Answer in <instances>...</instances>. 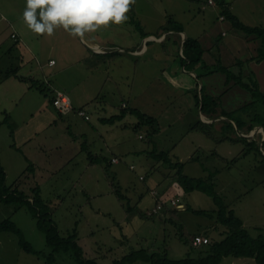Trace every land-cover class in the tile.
Here are the masks:
<instances>
[{
  "label": "rangeland",
  "instance_id": "1",
  "mask_svg": "<svg viewBox=\"0 0 264 264\" xmlns=\"http://www.w3.org/2000/svg\"><path fill=\"white\" fill-rule=\"evenodd\" d=\"M3 1L7 7L11 5L9 0H0V6ZM24 8L25 4L21 5L19 14H23ZM136 8L151 32L164 26L166 19L172 17L166 16L175 12L172 18L183 25L188 38L197 39L200 44L201 39L204 43L212 36L215 38L214 30L216 26L220 27L221 32L226 33V36L220 35L222 45L227 49L221 63L237 74L240 65L243 67V78L248 82L255 80L258 87L263 88L264 73L261 68L258 74L254 72L257 65L252 64L258 60L249 59L250 47L239 52L233 50L232 43L224 45L237 32L230 21L220 20L221 6L214 9L207 5V0H136L128 15L132 16ZM234 8L243 24L251 27L264 25V16L258 14L259 8H264V0H236ZM131 16L127 24L96 32L98 34L93 40L100 42L99 34H111L119 40L124 29L135 28ZM9 24L6 18H0V35L6 39V46L0 49V163L7 172V185L16 184L18 190L26 194H32V189L40 186L43 199L55 209L53 220L59 226L61 235L68 237L77 229L85 256L99 264H113L133 250L151 248L155 252L167 249L171 259L181 260L188 256L189 247L180 241L177 223H183L192 236L216 224L214 218L186 211L184 207H191L215 214L217 205L203 192L186 194L181 187L177 188L180 185L175 178L176 172L150 157V152L156 148L169 152L173 160L179 159L177 161L185 164L183 173L191 178H208L215 173L216 190L224 202L243 220L253 237H264V162L261 163L255 153L243 155L246 144L223 137L225 117L215 118L209 124L215 139L203 132L190 130L201 120L195 94L197 89L200 94V85H203L204 95L219 96L228 89V97L233 91L241 93L242 87L236 89L233 82L226 87L221 73L212 78L203 77L201 82H197L195 76L191 77L182 59L184 46L179 32L168 35L164 46L152 42L145 60L142 56L129 54L124 58L114 59L113 56L105 60L104 56L103 59L92 58L86 64H76V60H82V55L73 56L75 52L72 48L63 46L61 52L65 65L59 77L56 68L45 69V76L36 62L29 61L21 68V75L31 74L40 80L38 82L42 86L45 84L41 91L29 88L31 84L24 89L17 78H2L10 67L22 65L19 41L10 38ZM19 25L22 26L21 23ZM58 31L64 33L65 40L74 39L63 30ZM47 40L55 41L56 37H46ZM82 42L86 48L92 41L87 37ZM126 51L133 52L132 49H124L123 55L129 53ZM108 52L117 56L119 48ZM244 66L247 71H244ZM176 67L179 68L178 74L174 72ZM208 68L215 70L216 67ZM59 87L67 89V93L78 103L92 104L95 100L99 104L86 107L87 112L83 110L89 114L91 121L78 113L80 109L77 112L73 110L67 117L58 116L52 106H47L50 111L45 108L38 110L41 104L50 103V97L56 93L55 88ZM242 96L234 93L231 101L230 96L227 103H232H226L231 108L229 111L240 106ZM125 99H129L132 108L157 119L160 127L158 135L150 136L146 130L136 132L135 116L127 115L115 123L99 120L117 114ZM140 133L145 136L144 139H140ZM251 133L257 134L256 139L259 140V134H264V130L257 128ZM251 133L240 132L239 135L250 136ZM228 136L236 138L233 130ZM177 150L180 154L174 153ZM214 151L221 156H214ZM90 155L106 162L93 164ZM193 157L198 160H193ZM113 158L120 163L112 164ZM222 158L237 161L227 164ZM30 164L34 165L35 171L29 170L30 173L24 175ZM131 166L135 170H131ZM141 177L145 179L141 180ZM117 190L127 197L133 213L127 212ZM174 198L180 200L177 212L166 207L159 215L149 217V212L156 209L158 202L169 204ZM9 218L22 230L35 250L49 255L51 248L47 245L46 235L26 207L14 211V207L0 202V219ZM172 220L176 222H170ZM0 264L48 263L25 252L15 235L0 233ZM53 264L78 263L70 253L61 252L56 255ZM222 264L257 263L250 258L229 257Z\"/></svg>",
  "mask_w": 264,
  "mask_h": 264
},
{
  "label": "trees",
  "instance_id": "2",
  "mask_svg": "<svg viewBox=\"0 0 264 264\" xmlns=\"http://www.w3.org/2000/svg\"><path fill=\"white\" fill-rule=\"evenodd\" d=\"M210 6H221V19L230 21L234 29L241 31L247 37H256L260 40L262 47L259 50L256 60H264V28L263 27H251L243 24L241 19L232 11L228 0H215V5ZM131 22L136 24L137 29L141 32L143 37L149 36L145 29L142 27L141 23L135 19L134 13L131 16ZM184 32V27L179 22H176L172 17L167 20V23L160 28V32ZM15 35V37H13ZM160 35V34H159ZM159 37V36H158ZM12 38L15 41H19L16 34H12ZM184 51L192 52L196 59L192 60V68L203 61V49L201 44L197 39L186 37L184 42ZM185 60H189L186 58ZM55 60H50L47 65H50V62ZM56 64V62H55ZM54 64V65H55ZM204 64V63H203ZM46 65V64H44ZM43 63H39V68L42 69L44 66ZM238 65V63H237ZM23 65L10 67L2 76L4 80L8 78H17L22 82H30V88L38 89L43 91L44 85L42 86L39 83L38 79L34 77H25L21 75V68ZM204 66L208 67L206 64ZM239 74L234 72L232 68L224 66L221 62H218L215 70L210 69V73L219 72L223 74L226 87L233 82V86L239 89L238 86L242 87V92L237 94H242V101L240 106L234 108V111H229L231 108L226 105L227 101L233 99L232 95L234 91L228 97L229 90L226 89L219 96H214L212 94L204 95V89L201 90L200 94L197 93L198 89L195 91L196 102L198 109L201 113L207 116L209 119H215L220 116L225 117L224 126L222 128L223 137H227L233 142H242L246 144L247 149L243 152V155L255 153V157L261 162H264V134H259V140L256 139L257 134H252L250 136H240L239 133L250 134L257 128H262L264 130V93L261 92L258 87L257 82L251 80L250 82L246 81L243 78V72L240 65ZM232 88L229 87V89ZM59 90H56L57 92ZM236 94V93H235ZM56 98V93L52 94L50 97L51 104L53 106V101ZM228 102L232 103V102ZM218 109L220 112L218 113ZM229 109V110H228ZM83 110V109H80ZM75 111V110H74ZM59 112V111H58ZM60 113V112H59ZM63 116H68L69 114H62ZM128 114L133 115L137 118V123L134 126L136 132L147 131L148 135L156 136L160 132V127L158 126L157 119L149 114L143 113L137 109L122 108V111L118 115H114L111 118H102L101 121L105 123H115L116 121H121ZM212 124V123H210ZM212 125L199 120L198 123L191 127V131L203 132L206 136L211 139H215L212 132L209 130ZM235 133L236 138L233 139L228 135L231 132ZM145 136L140 133V139H144ZM214 156H221L217 151H214ZM92 163H101L102 161L106 162L104 159H95L92 155ZM150 157L155 159L157 162H161L172 171H175V178L178 184L181 185L186 194L200 191L210 196L215 204L217 205V211L215 214H209L206 211L196 210L191 207L186 208L187 212H192L198 216H208L214 218L216 224L214 226H208L205 229H202L198 233L189 234L187 227L183 223H177L179 226V239L186 246L189 247L188 256L181 260H173L170 258L167 249L159 250L155 252L151 248H142L139 250H133L129 254H126L121 257V259H116L113 264H222L226 258H250L255 260L257 264H264V237H253L247 228L244 225L243 220L237 216L232 208L224 202L222 197L218 194L216 190L215 183V173L211 174L208 178H191L187 175H184L183 169L185 164L181 161L173 160L169 152L160 151L156 148L154 151L150 152ZM221 158V157H220ZM193 160H198V158H192ZM225 162L227 164H234L237 159L229 161L226 158ZM113 164V163H112ZM264 164V163H263ZM31 170L35 171L33 164H30L28 170L24 175H28ZM131 170H135L134 166H131ZM23 175V176H24ZM144 180V177L140 178ZM122 200L125 208L128 213H133V209L130 206V203L126 196L121 194L119 190L116 191ZM154 193V192H153ZM0 202L5 205L14 207V211H17L23 207H26L33 218L37 220L38 228L45 233L46 242L51 252L48 254L44 252L37 251L33 246L26 240L22 230L17 226V224L9 219H0V233H11L18 237L20 247L27 253L36 255L44 259L48 264H53L56 262V255L65 252L70 253L72 258L78 264H99L95 259L88 258L85 256V252L82 246L79 244L78 232L77 229L74 230L68 237H63L59 226L53 220L54 210L52 209L47 202L43 199L41 195L40 186H35L32 189V194H26L24 191L18 190V185L12 186L7 185V172L0 163ZM159 202L156 205V208L159 206ZM163 206L158 213L154 211L149 212V217L159 215L164 209L173 208L177 212L176 206L171 204L161 203ZM167 207V208H166ZM143 217L145 215H142ZM170 222L175 223L176 221L172 220ZM206 233V235H205ZM201 236L209 239V242L202 244L201 246L195 245V238Z\"/></svg>",
  "mask_w": 264,
  "mask_h": 264
},
{
  "label": "crops",
  "instance_id": "3",
  "mask_svg": "<svg viewBox=\"0 0 264 264\" xmlns=\"http://www.w3.org/2000/svg\"><path fill=\"white\" fill-rule=\"evenodd\" d=\"M9 1H10L11 5L8 7L4 4V1H3V5L1 4V6H0V18H4V19L6 18L9 21V23H10L9 26L11 27L10 28V38L13 39L12 34H16V36L19 40L20 52H21V55L23 57V65H26L27 63H29V61L30 62H36L37 65H39V63L41 61H43V65L44 64H46V65L42 66L41 70H43L42 72L44 73L45 76H47V74L44 72L45 69L56 68L55 72L58 74V77H59V74L63 70V65H65V63L63 61V57H62V52H61V49L63 46L64 47L67 46L68 48H72V51L75 52L74 55L72 53L73 56L77 57V56L82 55V60H80V59L76 60V64H81L83 62L86 64L88 61L90 62L92 58L99 57L100 59H103L104 56H105V58H104L105 60H108L113 56H114V59H117L119 57L124 58V56H128L129 54L131 56H134V57L135 56H138V57L142 56L144 58L143 60H145V58H147L146 55H148L150 53L149 45L152 42H157L160 45L164 46L166 44V40H167L168 35L172 36L174 34L173 31L167 32V33L160 32V28L162 26L160 28L154 30L153 32H151L147 28V26H146L147 24L144 21V18L139 16L138 10L136 8V11L134 12V17L136 20H138L141 23L142 27L145 29V32L149 35L147 37H143L141 32L134 25L136 30L134 27H128V30L124 29V34L119 40L115 39L114 36L111 34H107L105 36L99 34L101 37V41L97 42V41L93 40V37L95 34H98V33H93L90 36H88L92 42L87 44L88 46H86V48L83 47L84 46L83 42L80 41L79 39H78V41L76 38H74L73 40H65L63 38L64 33H61L59 31H57L54 35L56 37L55 41H51V40L45 41L46 37L34 35L23 23V19H22L23 14H19L20 12H18V11L21 9V5L25 4V0H9ZM235 1L236 0H228L231 9H233V11L239 17V14L235 11V8H234V2ZM207 5L210 6L208 4V0H207ZM210 7L214 8V9L218 8V6H210ZM2 9H5V11L7 13L5 11H3ZM9 14L11 15V17H13L12 19L9 16ZM248 14H246V15H248ZM258 14L264 16V8H259ZM149 15H147V17ZM174 15H176V13L171 12L166 17L167 18L170 16L173 17ZM130 16L131 15H129V17ZM219 18L223 22L227 21V20H222L221 15ZM166 21H167V19H166ZM129 22H130V20L128 19V21L124 24H127ZM19 23H21L22 26H20ZM231 26L234 29L232 24H231ZM216 27H217V29H215L216 31L214 30V33H215L214 37L215 38H213V36H212L210 41H206L204 43H203V39H201L202 40L201 47L203 49V61H202V63H199L192 68L191 61L196 59V56L192 52H186L185 53L184 48L182 47V50H181L182 51V59L186 62L187 69L189 68L188 70L191 72L189 75L191 77L195 76L197 79V82L198 81L201 82V80H203V77H204V79L207 76H210L212 78V77H214V75L219 74V72H215V71L213 73H210V71H211L210 69H213V68H208V67H216L218 65V62H221V60L224 58V56L226 54L227 49L225 48V46L222 45L223 43L221 42V35H220V33H222L221 29L218 26H216ZM262 27L264 28V25H262ZM236 32L237 33H235V35L231 36L227 40V42L224 43V45H229L232 43L233 44V50L234 51L238 50L239 52H241L244 48L250 47V50L248 51V54L250 55L249 59L252 57H253V59L255 57H257V55L259 54V50L262 47L260 40L257 39L256 37H247L244 33H242L239 30H236ZM222 34L224 36H226V33H222ZM179 36L181 39V44H182V46H184L183 39L184 38L186 39V37H188L187 34L185 33V30H184V32L179 33ZM5 41H6V39H4L2 35H0V49L2 47L6 46ZM79 41L81 42V45H80ZM174 42L177 43V41H174ZM115 48H119V54L115 53V54H117V56L108 52V50L115 49ZM48 49L51 51H49ZM86 49H88L89 51ZM124 49H126V50L132 49V51L135 53H133V52L130 53L129 51H126L129 53L127 55H123ZM70 52H71V50H70ZM129 58L131 60V57H129ZM166 58H168V57H166ZM186 58H188L189 60L188 61L185 60ZM50 60H55L56 64L53 66L47 65V63ZM203 63L206 64L208 67L204 66ZM233 63L236 65V60H234ZM254 64L257 65V66H255L256 70L254 71L256 74H258V70L260 68L263 70V73H264V60L253 63L252 65H254ZM178 70H179V68L176 67L174 69V72L178 74ZM244 71H247L246 67L244 68ZM249 71L251 73H253L252 69H249ZM183 72L186 73L185 69ZM242 72H243V70H242ZM34 73L35 72L32 71L33 75H34ZM25 77H33V76L30 74L29 76H25ZM222 77L224 78L225 76L222 75L221 78ZM34 78L36 79L37 77H34ZM20 83L22 84L24 89L28 88V86H29L28 84H30V82L28 83V82H21V81H20ZM213 85H214V83H213ZM201 86H202L201 90H203V85H200V87ZM197 87L199 88V84L197 85ZM212 88H213V86H211V89ZM55 89L63 91L64 93H66L71 98L70 94L67 93V91H68L67 89L64 88L65 90H62L63 88H60V87H59V89L58 88H55ZM262 89H260V90H262L264 92V86ZM188 91H186V92H188ZM183 96H185V92H183ZM71 100H72V104H73V107L75 110L74 112H77L79 109H83L87 112L88 109L86 107H88V106L95 107V105H99L97 102H94L95 100L93 102H91L92 104H88L86 102L78 103L76 100H74L72 98H71ZM75 101L78 103V105L76 104ZM49 102L51 103L50 100H49ZM50 103L47 102L46 104H41L39 107L40 109H38V110L43 111L45 108L48 111H50L47 107V106H52V104H50ZM124 103L128 104L127 107L123 106ZM52 108L54 109L55 113L58 116L64 117L63 115H61L58 112V110L54 106H52ZM122 108L123 109L124 108L136 109V108L131 107L129 99H125L122 101V104L119 107V110H118L119 112L115 115L120 114L122 111ZM101 110L103 112H106V110H104L103 108H101ZM97 111L99 112V110H97ZM128 115H130V114H128ZM130 116L134 117L133 115H130ZM65 117H67V116H65ZM102 118H104V117L99 118V120L101 121ZM200 118L203 122L208 123V124H210L214 121L213 119H209L207 116H205L203 113H201V111H200ZM204 118L207 120H205ZM135 121H136V123L138 122L137 118L135 119ZM176 146H178V144ZM174 153L180 154V150H177ZM112 160H111V163H112ZM115 164H118V163H115ZM153 170L155 171L154 168H153ZM166 181L168 182V180H166ZM177 184H178V182H177ZM178 187H181V185L180 186L177 185V188ZM182 190H183V188H182Z\"/></svg>",
  "mask_w": 264,
  "mask_h": 264
},
{
  "label": "clouds",
  "instance_id": "4",
  "mask_svg": "<svg viewBox=\"0 0 264 264\" xmlns=\"http://www.w3.org/2000/svg\"><path fill=\"white\" fill-rule=\"evenodd\" d=\"M135 3L136 0H25L22 19L36 36L50 38L63 30L85 41L90 34L126 23Z\"/></svg>",
  "mask_w": 264,
  "mask_h": 264
},
{
  "label": "built area",
  "instance_id": "5",
  "mask_svg": "<svg viewBox=\"0 0 264 264\" xmlns=\"http://www.w3.org/2000/svg\"><path fill=\"white\" fill-rule=\"evenodd\" d=\"M209 3L211 5H215V0H209ZM13 37H15V35H13ZM55 62L51 61L50 65H54ZM53 106L62 114H69L74 110L72 101L70 99V97H68L66 94H64L62 91H57L56 92V98L53 101ZM124 107H127V104L124 103ZM81 116H83L86 120H90V116L83 110H80L78 112ZM113 163H118L119 160L117 158H114L112 160ZM180 203L179 198H174L171 200V204L173 206L178 207ZM163 206L161 205V203L159 204V206L154 209V213H158L160 209H162ZM209 242V239L206 237H201L198 236L195 238V245L201 246L202 244H206Z\"/></svg>",
  "mask_w": 264,
  "mask_h": 264
},
{
  "label": "water",
  "instance_id": "6",
  "mask_svg": "<svg viewBox=\"0 0 264 264\" xmlns=\"http://www.w3.org/2000/svg\"><path fill=\"white\" fill-rule=\"evenodd\" d=\"M251 134H254V133H251ZM242 136H244V135H242Z\"/></svg>",
  "mask_w": 264,
  "mask_h": 264
},
{
  "label": "bare ground",
  "instance_id": "7",
  "mask_svg": "<svg viewBox=\"0 0 264 264\" xmlns=\"http://www.w3.org/2000/svg\"><path fill=\"white\" fill-rule=\"evenodd\" d=\"M113 163V162H112ZM113 164H115V163H113Z\"/></svg>",
  "mask_w": 264,
  "mask_h": 264
}]
</instances>
